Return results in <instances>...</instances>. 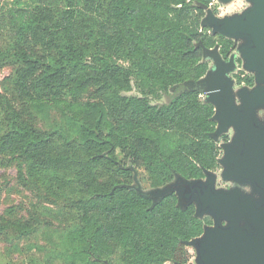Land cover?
<instances>
[{"label": "trees", "instance_id": "16d2710c", "mask_svg": "<svg viewBox=\"0 0 264 264\" xmlns=\"http://www.w3.org/2000/svg\"><path fill=\"white\" fill-rule=\"evenodd\" d=\"M28 2L10 9L12 38L0 46V68L14 67L7 89L24 104L0 105V166L19 160L66 200L60 247L33 245L47 257L30 264H185L211 219L176 194L153 205L131 186L140 169L157 188L219 165L215 106L191 84L209 70L204 48L219 45L226 59L236 48L202 27L213 0ZM53 107L63 123L49 121ZM36 225L1 215L0 244Z\"/></svg>", "mask_w": 264, "mask_h": 264}, {"label": "water", "instance_id": "95a60500", "mask_svg": "<svg viewBox=\"0 0 264 264\" xmlns=\"http://www.w3.org/2000/svg\"><path fill=\"white\" fill-rule=\"evenodd\" d=\"M248 1L252 5L242 14L221 18L210 10L202 27L244 40L239 47L244 69L255 75L256 86L235 90V79L230 76L236 68L234 58L226 60L219 45L204 48V59L208 56L214 62V69L204 78L209 94L206 101L215 106L213 119L217 122L211 136L217 141L230 128L235 131L221 144L223 179L250 183L254 193L239 186L218 188L213 170H205V176L197 179L177 175L174 181L149 193L143 190L136 171V185L131 186L152 199L153 205L176 194L181 209L194 204L196 216L213 218V225H206L201 236L187 242L198 249V264H264V123L259 115L264 107V0ZM199 82L201 79L191 84Z\"/></svg>", "mask_w": 264, "mask_h": 264}, {"label": "rangeland", "instance_id": "374dc122", "mask_svg": "<svg viewBox=\"0 0 264 264\" xmlns=\"http://www.w3.org/2000/svg\"><path fill=\"white\" fill-rule=\"evenodd\" d=\"M20 2H22L20 7H24L29 3L28 0H0V46L5 45V42H9L12 38L10 34L13 23L12 15L17 17V14L10 13V9L17 7ZM251 5L252 3L248 0H213L209 6L205 7V16L203 19L207 17L210 10L218 17L223 18L225 16L242 14ZM205 28H209V32L217 38L220 37V34H215L212 28ZM230 39L236 42V48L230 55V58L233 57L235 60L236 68L234 71L247 74V70L244 69L242 52L239 48L244 40L238 38ZM205 61L209 62V70L214 69V62L211 57L207 56ZM13 71L14 67L12 66L0 68V94L2 95L0 105L4 108L10 104L23 108V102L16 98L6 86V80ZM235 72L230 73L233 79H235ZM205 76L201 78V82L197 84L198 88L204 92V99L209 96L206 92L207 82L204 80ZM244 86L243 83L238 82L235 83L234 89L238 90ZM135 92L136 91H134V93ZM30 111L38 127L43 129L49 128V122L47 120H43L42 116L35 110L30 109ZM50 111L49 121L63 123L62 112L59 108L53 107ZM260 118L262 119L261 116ZM232 131L233 128H230L228 132L220 136L217 140L220 147L222 143L229 141ZM222 154L223 151L221 152V155ZM7 159L8 161L6 164L0 166V216L3 215L12 220L34 221V224H37L36 226L39 230L15 242L1 243L0 264H30L29 259L31 255H36L44 261L43 259L47 257V252H38L33 249L32 246L36 244L44 245L52 250L60 247V241L66 225V220L62 214L66 205V200L56 198V196L48 191L44 184L32 178L28 173L27 167L22 166L19 160H15L11 156H8ZM223 170V165H218V167L213 170L217 175L216 186L218 188L229 187L231 184L230 182H232L223 179ZM145 175L144 169L138 171V178L142 188L146 193H149L154 188L150 186ZM132 184L134 185L135 182ZM205 217L211 219V225L214 224V220L210 215H206ZM187 247L190 251V259L185 264H198V249L191 244H187ZM53 264L62 263L60 261L57 262L54 258ZM168 264L172 263L170 262Z\"/></svg>", "mask_w": 264, "mask_h": 264}, {"label": "flooded vegetation", "instance_id": "af4514ba", "mask_svg": "<svg viewBox=\"0 0 264 264\" xmlns=\"http://www.w3.org/2000/svg\"><path fill=\"white\" fill-rule=\"evenodd\" d=\"M231 55V54H230ZM230 55H229V57L226 59V60H229V58H230ZM235 72V71H234ZM247 72V74H243V73H241L240 71H236L235 72V83H238V78L240 77L241 79H243V78H245L247 75H252L253 77H254V84L253 85H248L245 81H242L241 83H243L246 87H249V88H252V87H254V86H256L257 85V83H256V81H255V75H254V73H252V72H248V71H246ZM239 76V77H238ZM238 103H241L240 101H238ZM259 115L262 117V119H261V121L264 123V107H261L260 109H259ZM234 129H233V131H232V134H231V138L233 137V135H234ZM230 140V139H229ZM222 151H223V149H221ZM223 156V154L220 156V158ZM219 158V159H220ZM219 163V162H218ZM219 165H222V164H220L219 163ZM223 177V176H222ZM230 181H232V182H230L231 184L229 185V187H226V188H232V187H236V186H239V187H241V188H243L245 191H248V192H250V193H254V190H255V188H254V186L252 185V184H250V183H246V184H238L236 181H234V180H230ZM223 188H225V187H223Z\"/></svg>", "mask_w": 264, "mask_h": 264}]
</instances>
